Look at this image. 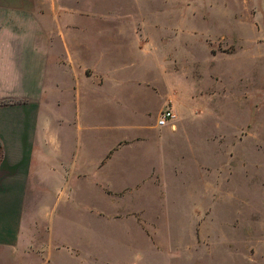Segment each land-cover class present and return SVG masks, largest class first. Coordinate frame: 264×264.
Segmentation results:
<instances>
[{
    "label": "crops",
    "instance_id": "1",
    "mask_svg": "<svg viewBox=\"0 0 264 264\" xmlns=\"http://www.w3.org/2000/svg\"><path fill=\"white\" fill-rule=\"evenodd\" d=\"M97 3L0 0V264L100 260L117 228L141 229L145 209L165 198L166 174L191 172L174 135L181 119L197 118L198 105L174 89L156 108L147 90L130 87L131 63L111 43V32L125 31L126 11ZM135 29L144 45L147 31ZM166 104L177 119L159 126ZM150 112L153 119L140 117ZM199 126L209 134L224 128L223 120ZM198 143L205 177L226 174L228 157L214 154L211 140L190 141L184 152L194 159Z\"/></svg>",
    "mask_w": 264,
    "mask_h": 264
},
{
    "label": "rangeland",
    "instance_id": "2",
    "mask_svg": "<svg viewBox=\"0 0 264 264\" xmlns=\"http://www.w3.org/2000/svg\"><path fill=\"white\" fill-rule=\"evenodd\" d=\"M86 1L126 11L125 31L111 32V43L131 63L130 87L147 90L156 108L177 89L199 111L195 119H181L174 135L180 141L174 150L191 172L180 167L165 175V198L145 209L142 231L127 223L128 234L117 228L112 250L100 260L89 254L63 263L264 264V0ZM137 25L147 31L144 45L137 44ZM206 104L223 106L208 116ZM140 117L151 120L153 113ZM210 120H223V133L200 129ZM197 138L211 140L214 154L222 149L226 174L205 177L204 144L196 146L195 160L184 152ZM83 242L93 251L92 239Z\"/></svg>",
    "mask_w": 264,
    "mask_h": 264
},
{
    "label": "built area",
    "instance_id": "3",
    "mask_svg": "<svg viewBox=\"0 0 264 264\" xmlns=\"http://www.w3.org/2000/svg\"><path fill=\"white\" fill-rule=\"evenodd\" d=\"M175 118L174 112L170 108L163 109L157 118V124L159 126L166 125L167 123L173 121Z\"/></svg>",
    "mask_w": 264,
    "mask_h": 264
},
{
    "label": "trees",
    "instance_id": "4",
    "mask_svg": "<svg viewBox=\"0 0 264 264\" xmlns=\"http://www.w3.org/2000/svg\"><path fill=\"white\" fill-rule=\"evenodd\" d=\"M5 103L4 101H0V104ZM0 154H1V145H0Z\"/></svg>",
    "mask_w": 264,
    "mask_h": 264
}]
</instances>
